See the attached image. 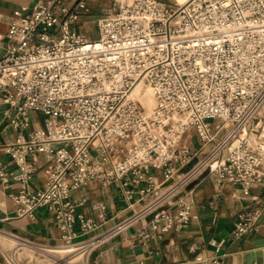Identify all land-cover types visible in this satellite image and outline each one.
I'll return each mask as SVG.
<instances>
[{
    "label": "built area",
    "instance_id": "1",
    "mask_svg": "<svg viewBox=\"0 0 264 264\" xmlns=\"http://www.w3.org/2000/svg\"><path fill=\"white\" fill-rule=\"evenodd\" d=\"M88 10L86 0H34L0 32V104L16 130L0 143V181L19 184L10 193L17 215L47 207L61 243L89 255L143 218L136 235L144 240L189 225L197 214L181 190L208 172L251 201L234 234L258 230L264 195L252 188L264 182V0H114L95 35L73 26ZM140 81L155 98L151 109L132 94ZM191 129L201 149L183 142ZM95 179L121 182L143 206L99 229L80 208L86 197L74 196Z\"/></svg>",
    "mask_w": 264,
    "mask_h": 264
},
{
    "label": "crops",
    "instance_id": "2",
    "mask_svg": "<svg viewBox=\"0 0 264 264\" xmlns=\"http://www.w3.org/2000/svg\"><path fill=\"white\" fill-rule=\"evenodd\" d=\"M33 1L0 0V32L6 33L10 20L19 15L21 6L31 4ZM86 1L89 10L83 11L82 16H93L96 13L100 16L109 11L104 10L108 3L112 1L114 3V0ZM171 3L179 2L171 0ZM79 28L83 29L81 26ZM0 42L1 54L5 43ZM3 107L4 104L1 103L0 143L16 135L15 128L3 114ZM193 133L194 129L185 133L183 141L194 149H201V142L198 137H193ZM1 158L11 163L10 156L3 151ZM152 172L158 181L163 179L162 170L153 169ZM44 179L45 172L41 166L31 183L40 186ZM18 186L14 180L8 185L0 181V264H13L3 250L9 247L13 252L19 249L22 253L41 251L45 255L44 258L51 257L49 256L51 254L52 264L62 246L58 245L61 243L60 228L45 206L38 207L34 216L17 215L16 204L10 193ZM252 191L263 196L264 182L255 185ZM234 192L235 186L232 183L221 185L211 173L205 172L181 190V195L192 201L194 212L197 214L189 225L180 229L156 231L149 239L144 240L136 235V230L147 221L143 218L95 248L83 263L199 264V260L207 258L203 264H264V215L261 217V227L258 230L236 236L233 229L238 220V213L251 201L238 197ZM74 196L86 197L80 208L87 216L101 221L99 229L115 224L144 204L137 199L138 194L127 195L119 181L104 184L97 179L91 180L76 189ZM101 203L106 205L105 213L100 206ZM209 257H219L222 262L215 263ZM13 260L17 264H23L15 254Z\"/></svg>",
    "mask_w": 264,
    "mask_h": 264
},
{
    "label": "rangeland",
    "instance_id": "3",
    "mask_svg": "<svg viewBox=\"0 0 264 264\" xmlns=\"http://www.w3.org/2000/svg\"><path fill=\"white\" fill-rule=\"evenodd\" d=\"M164 1H166L167 3H171V0H164ZM113 6H114V3L112 1V2L108 3V5L105 6L106 8H104V10H106V11L110 10V8ZM97 18H98L97 13L93 14V16H82V14H81L79 16V18L74 21L73 26L77 27V28H79L81 26L83 28V30L87 31L88 34L95 35L97 33ZM261 113H262V115H260L259 119H257V120H259V122L262 120V117L264 116V108L261 111ZM36 117L38 119H40L41 122H43L44 116L42 113H37ZM193 137H198L196 132L193 133ZM183 139H184V137H183ZM211 145H212L211 142L207 143L204 146V151H206V149H208ZM199 155L202 156L203 153H201ZM62 244H64V243H61L58 245H62ZM3 250L5 251V253L7 254V256L9 257V259L11 260V262L13 264H17L13 260V254H15L16 257L19 259L20 263H23V264H50V262L53 260V259H51L53 257V255H51V254L49 255V256H51V257H49L50 259L48 257L44 258L45 255L42 254L41 251H36L34 253H22V252H20L21 249H19V250H17V252L14 251L15 252L14 253L12 250H10V247L4 248ZM57 253L63 258L72 259L74 257V255L72 256L73 251L72 252L60 251ZM74 264H84V263L81 260H76V261H74Z\"/></svg>",
    "mask_w": 264,
    "mask_h": 264
},
{
    "label": "bare ground",
    "instance_id": "4",
    "mask_svg": "<svg viewBox=\"0 0 264 264\" xmlns=\"http://www.w3.org/2000/svg\"><path fill=\"white\" fill-rule=\"evenodd\" d=\"M175 1L179 2L175 4V5H178L185 0H175ZM132 94L140 97L143 103L145 104V106L149 109H151L155 104V98L152 94L151 88L145 83H143L142 81H140L134 87ZM58 251L59 252L60 251L72 252L73 251L72 256L74 255V257L72 259H69V258H63L60 255H57L55 258V261L52 264H74V261L81 260L82 262H84V260L88 257V253L76 250V247L73 245L63 244L61 248H59Z\"/></svg>",
    "mask_w": 264,
    "mask_h": 264
},
{
    "label": "water",
    "instance_id": "5",
    "mask_svg": "<svg viewBox=\"0 0 264 264\" xmlns=\"http://www.w3.org/2000/svg\"><path fill=\"white\" fill-rule=\"evenodd\" d=\"M188 166H189V165H188ZM188 166H187V167H188ZM187 167H186V168H187Z\"/></svg>",
    "mask_w": 264,
    "mask_h": 264
}]
</instances>
